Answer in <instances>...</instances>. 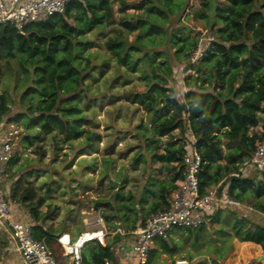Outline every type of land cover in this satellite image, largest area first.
<instances>
[{
	"label": "trees",
	"instance_id": "obj_1",
	"mask_svg": "<svg viewBox=\"0 0 264 264\" xmlns=\"http://www.w3.org/2000/svg\"><path fill=\"white\" fill-rule=\"evenodd\" d=\"M198 1L199 10L192 19L202 21L211 38L195 62L191 56L200 50L201 39L180 29L188 0H71L63 14L27 24L21 31L11 25L0 26V83L5 67L13 63L22 89L18 99L22 111L14 118L4 120L10 103L6 94L0 95L2 121L16 124L22 119L27 127L36 124L33 136L22 139L29 143L41 134L54 133L63 143L79 141L82 147H90L101 136L84 127L77 98L87 90L88 73L113 61L126 72L139 74L143 84L142 91L127 90L125 96L142 114L134 137L142 143L149 162L174 172L173 181L181 179L182 145L186 136H191L201 160L199 194L220 185L219 191L225 189L232 200L251 208L245 212L264 218V172L253 171L248 177L239 171L264 136V126L260 133L253 131L260 119L264 122V0ZM133 9L137 13L129 14ZM116 14L124 15L119 18L120 29L105 40L102 52H91L89 35L104 30ZM140 160L146 162L141 154L134 165ZM12 162L13 158L7 168ZM159 184V198L165 202L167 187L163 181ZM111 199L95 202V206L107 224L118 222L113 230L131 232L157 213L153 204L148 213L140 214L132 196L119 190ZM33 200L30 189L20 196L22 203H28L26 210L34 223L32 237L44 242L56 264H64L57 235L43 226L44 216H49L39 211L43 200ZM238 212L221 209L208 222L222 224L225 230H220V235L229 241L257 245L264 253V226ZM205 225L197 231L204 232ZM178 231L192 234L193 230ZM125 239L113 235L104 242L84 244L81 264H117L114 247ZM155 244L158 250L148 252L147 264L159 252H174L166 240ZM231 248L230 242L222 244L215 254L223 258L221 253ZM220 262L212 260L211 264Z\"/></svg>",
	"mask_w": 264,
	"mask_h": 264
},
{
	"label": "rangeland",
	"instance_id": "obj_2",
	"mask_svg": "<svg viewBox=\"0 0 264 264\" xmlns=\"http://www.w3.org/2000/svg\"><path fill=\"white\" fill-rule=\"evenodd\" d=\"M199 6L198 0H188L187 8L180 18V29L182 33L190 30L191 36L199 35L202 44L200 50H203L211 35L204 28L202 21L192 19ZM128 13L134 14L137 11L133 9ZM122 17L124 15L116 14L113 23L107 25L104 30L89 35L93 42L91 52L103 51L105 40L114 37L115 31L120 29L118 22ZM132 38V34L128 36L129 40ZM176 72L180 78V70L177 69ZM17 78L20 76L15 72L14 64L9 63L4 69L0 83V94H6L8 104L10 103L8 115L4 120L14 118L22 111L18 105L22 89L20 90ZM85 83L86 92L77 98L85 118L84 127L101 136V139L90 147H82L79 141L63 143L54 133L41 134L29 143L27 139H22L33 136L35 130H38L37 125L27 127L22 119L16 124L9 123L16 137L13 164L6 168L2 184L7 201L15 203L14 205H23L26 209V204L20 201V196L24 190H32L33 202L37 199L43 200L40 208L49 214L48 225L57 238L62 232L72 233L74 230V234L79 233L80 226L84 232L86 225L87 234L100 233L96 232L100 227L92 226L95 225L97 217L103 219V229L108 233L113 231V228L119 225L118 222L110 221L111 224H107L101 209H96L95 202H112L111 196L118 190L124 194L129 191L131 194L133 182L143 175H148V171L154 166L150 165L148 155L142 150V143L134 137L142 114L137 106H131L127 102L125 96L127 90H143L139 74L126 72L113 61H108L95 66L85 77ZM263 126L264 122L260 119L259 126L253 131L260 133ZM141 154L146 160V165L140 162L134 166V160H139ZM104 160L110 163H105ZM254 174L255 172L250 171L245 176ZM125 177H130L131 182L124 184L122 179ZM12 194H15L14 199L11 198ZM238 214L264 226V218L259 214L243 210H239ZM220 230H225L222 224L209 222L202 233L197 229L193 230L192 234L175 230L165 239L174 252L171 255L159 253L151 264H211L212 260L221 261L220 264H248L257 257L264 256L259 246L240 243L235 239L229 241L228 237L220 235ZM100 238L101 234L98 239ZM109 238L110 236H105L100 242ZM228 242L232 246L231 251L221 253L223 258L217 257L215 252L222 244ZM155 248L158 250L156 245ZM63 257L64 264H72L70 256L65 255L64 251ZM260 264H264V257Z\"/></svg>",
	"mask_w": 264,
	"mask_h": 264
},
{
	"label": "built area",
	"instance_id": "obj_3",
	"mask_svg": "<svg viewBox=\"0 0 264 264\" xmlns=\"http://www.w3.org/2000/svg\"><path fill=\"white\" fill-rule=\"evenodd\" d=\"M70 1L0 0V26L11 25L21 31L27 24L42 23L50 16L63 14L66 4ZM200 56L201 50L194 51L191 61L195 62ZM15 137L11 125L2 121L0 110V222L15 242V250L20 255L23 264H56L52 252L44 242L33 239L32 223L27 218L16 219L13 217L6 194L2 190L5 177L4 167L13 157ZM182 148L184 151L181 162L182 178L177 190L172 194L167 210L151 215L142 227L131 232L116 228L108 233L105 228L101 229L103 225L101 217H97L95 225H92L100 227L96 231L102 234L100 239L113 235L126 237L136 264H147L151 245L156 241L165 240L175 230L198 229L207 224L210 218L221 209L251 211V208L232 200L225 189L219 191L220 185L212 187L205 194L200 195L198 176L201 160L195 152L194 140L191 136H186ZM239 171L244 176L250 171L264 172V136L257 143L250 158L241 164ZM79 237L72 243L68 242L67 245L62 244V236L57 239L64 254L69 255L71 262L75 264H81L80 251L84 244L94 240L101 241L94 239L76 247ZM105 264L112 263L105 261Z\"/></svg>",
	"mask_w": 264,
	"mask_h": 264
},
{
	"label": "crops",
	"instance_id": "obj_4",
	"mask_svg": "<svg viewBox=\"0 0 264 264\" xmlns=\"http://www.w3.org/2000/svg\"><path fill=\"white\" fill-rule=\"evenodd\" d=\"M140 162L143 165H146V162H142V161H140ZM138 164H136L134 166H137ZM150 165H154V166H153V168H150V170L148 171V175H143L141 178H139V180H135L133 182L134 183L133 192H131V194H129V191H127V190H126L127 191L126 194H124V192H123V195H125V196H127V195L132 196V198L134 200L135 209L138 210L140 214L148 213L150 211V206H152L153 204H156V206H157V210L155 211L157 213L160 212L166 205L169 207L172 194L174 191L177 190V188L180 184V181H181V179L173 181L172 179H173L175 173L171 172L170 170L166 169L165 167L160 166L159 164H151L150 163ZM6 168H7V165L4 167V173H6ZM141 171L143 172L142 169H141ZM130 180H131L130 177L128 179L126 177L122 179L124 184L129 183ZM160 181L164 182V186L167 187V191H168V194L165 197V202L159 198V190H160L159 189L160 188L159 182ZM74 193H75V195H77L76 192H74ZM9 204H10V209H11V213H12L13 217H15L16 219L27 218V220H29L32 223V227L34 226L33 221L31 220L29 214L27 213V210L25 209V207L23 205H21V206L14 205L15 203H13V204L9 203ZM23 204L24 205L26 204V206H27V203H23ZM168 207H167V209H168ZM39 211L42 214H47L46 210L43 211V210H41V208ZM48 221H49V216L45 215L43 220H42L43 226L45 229L52 231L51 230L52 228L48 225V223H49ZM82 228L80 226L79 231H78L79 233L74 234V230L72 231V233L62 232L59 237L66 235V236H68L69 242L72 243L80 235L86 233L85 230H87V225L84 229V232H83ZM101 229H103V228H101ZM155 245H156L155 243L152 244L149 251L156 250ZM255 246H257V245H255ZM114 254H115V261L117 264H136L135 258L130 251V244H129V241L127 239L122 240V242L120 244H118L114 247ZM0 264H23L21 261L20 255L15 250V242L10 237L7 229L4 227L2 222H0Z\"/></svg>",
	"mask_w": 264,
	"mask_h": 264
},
{
	"label": "bare ground",
	"instance_id": "obj_5",
	"mask_svg": "<svg viewBox=\"0 0 264 264\" xmlns=\"http://www.w3.org/2000/svg\"><path fill=\"white\" fill-rule=\"evenodd\" d=\"M101 233H84L79 237V240L77 241V245L76 247H80L82 244L90 241V240H94V239H98L100 237ZM102 235V234H101ZM61 242L64 245H67L69 242L68 236L64 235L61 238Z\"/></svg>",
	"mask_w": 264,
	"mask_h": 264
},
{
	"label": "water",
	"instance_id": "obj_6",
	"mask_svg": "<svg viewBox=\"0 0 264 264\" xmlns=\"http://www.w3.org/2000/svg\"><path fill=\"white\" fill-rule=\"evenodd\" d=\"M264 256H260V257H257L255 260H252L251 262H249L248 264H257V263H260L261 259L263 258ZM72 264H75V263H72Z\"/></svg>",
	"mask_w": 264,
	"mask_h": 264
}]
</instances>
